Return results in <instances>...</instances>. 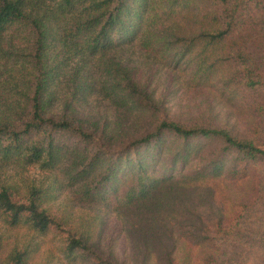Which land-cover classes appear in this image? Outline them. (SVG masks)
Masks as SVG:
<instances>
[{"label": "trees", "instance_id": "obj_1", "mask_svg": "<svg viewBox=\"0 0 264 264\" xmlns=\"http://www.w3.org/2000/svg\"><path fill=\"white\" fill-rule=\"evenodd\" d=\"M180 16L191 21L189 31L170 27L161 45L176 62L196 65L195 79L217 80L226 96L252 109L255 136L158 118L152 98H139L131 80L120 92L129 104L123 114L145 116L131 129L52 111V87L66 68L75 67L77 80L94 56L132 41L160 46L148 27ZM0 106V166L62 170L85 205L155 224L147 245L153 261L176 260L182 229L206 249L203 264H264V0H0ZM172 145L171 164L158 173ZM193 159L199 166L185 168ZM54 188L55 181L0 179V220L29 235L59 234L68 262L125 264L100 251L90 219L74 226L53 213ZM38 251L28 240L0 264H27Z\"/></svg>", "mask_w": 264, "mask_h": 264}, {"label": "rangeland", "instance_id": "obj_2", "mask_svg": "<svg viewBox=\"0 0 264 264\" xmlns=\"http://www.w3.org/2000/svg\"><path fill=\"white\" fill-rule=\"evenodd\" d=\"M168 5V4H167ZM165 5V6H167ZM190 16V15H189ZM191 17V16H190ZM191 21L188 17L177 19H159L148 27V38L155 39L151 49L141 45V41H132L106 53L89 59L83 70L84 78L74 79V66L64 70L56 85L52 87L55 95L52 101V111L66 113L70 116L87 118L103 126L122 121L123 129L133 128L138 122L134 112L130 117L124 115L129 104L120 92L131 80L138 85L139 98L147 95L152 98L155 107L151 112L161 119L175 120L183 124H207L230 128L235 135L251 138L255 136L253 110L245 104H238L232 97L226 96L217 82L211 78L208 81H198L194 77L196 65L187 60L176 62L173 50L164 48L161 43L168 37L169 28L184 26L189 31ZM145 39V38H143ZM52 58H57L56 54ZM59 60V58H57ZM115 68L117 73L109 75V69ZM85 89L78 90L79 81ZM78 81V82H77ZM119 83L117 87L114 84ZM138 103V101H136ZM140 104V103H138ZM139 107V105H138ZM0 110L2 106H0ZM138 125V124H137ZM166 138L171 139L170 136ZM176 145L168 146L162 156V166L158 173L171 164ZM199 162L193 159L185 168L194 170ZM181 169V165L177 167ZM175 170V172L178 171ZM45 173L37 168L21 166H0V179L21 186L24 182L52 183L55 190L49 202L54 214L66 218L74 226L82 224V218L95 223V239L104 255L111 254L119 263L125 264H167L164 261H153L147 253V245L152 244L149 237L154 234L155 224L145 226L137 214L114 212L109 207H99L80 202L72 193L66 175L62 170ZM228 203L220 208L225 209ZM235 208V207H233ZM97 219V221H96ZM69 222V223H70ZM177 230L176 236H183L175 252L176 260L172 264H203L206 249L192 245ZM163 231V230H162ZM181 234V235H180ZM148 236V237H147ZM165 239V238H164ZM31 241L39 251L27 264H91L81 257L68 262L62 249V237L50 233L46 237L29 235L26 230H10L0 220V262L15 248L20 249ZM147 240H150L147 243ZM165 245V241L163 242ZM157 242L154 250L157 251Z\"/></svg>", "mask_w": 264, "mask_h": 264}]
</instances>
